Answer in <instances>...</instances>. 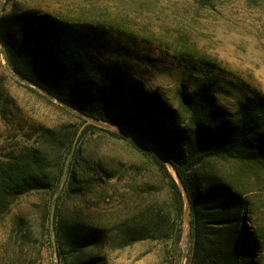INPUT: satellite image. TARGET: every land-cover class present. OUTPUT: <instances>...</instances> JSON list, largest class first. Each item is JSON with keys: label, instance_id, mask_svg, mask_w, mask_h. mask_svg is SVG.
Returning a JSON list of instances; mask_svg holds the SVG:
<instances>
[{"label": "rangeland", "instance_id": "374dc122", "mask_svg": "<svg viewBox=\"0 0 264 264\" xmlns=\"http://www.w3.org/2000/svg\"><path fill=\"white\" fill-rule=\"evenodd\" d=\"M14 5L88 22L93 36L104 28L110 50L98 61L102 71H119L127 82L157 92L182 118L189 114L180 94L206 84H213L230 120L244 96L264 93V0H0V16ZM4 55L0 46V165L34 151L57 177L74 151L83 159L76 165L82 184L65 175L61 188L57 178L46 191L1 195L0 264H182L190 226L185 221L178 239L168 180L128 140L100 130L78 135L85 122L10 73ZM139 142L152 150L150 142ZM210 165L233 171L232 163ZM243 180L259 239L254 261L264 264V170ZM69 215L106 229L108 240L78 251L66 247Z\"/></svg>", "mask_w": 264, "mask_h": 264}, {"label": "trees", "instance_id": "16d2710c", "mask_svg": "<svg viewBox=\"0 0 264 264\" xmlns=\"http://www.w3.org/2000/svg\"><path fill=\"white\" fill-rule=\"evenodd\" d=\"M14 6L12 11L2 10L0 42L16 75L63 101L85 123L89 116L143 136L176 169L189 198L191 240L186 264H255L259 239L250 225L252 199L243 177L264 170V93L244 96L230 120L217 104L213 84H206L180 94V104L189 114L182 118L157 92L127 82L119 71H102L98 61L110 50L104 28L93 36L88 22ZM97 130L131 142L168 180L181 239L186 200L168 164L119 131L87 123L78 135ZM82 155L81 150L74 151L71 165L64 164L57 177L34 151L1 164L0 201L6 200L3 193L49 190L57 178L60 187L65 175L71 184H82L76 172ZM213 161L232 163L233 171L215 170ZM105 174L109 180L115 177ZM54 222L58 224L56 217ZM65 227L64 244L75 251L108 240L106 229L93 230L95 226L79 224L72 215Z\"/></svg>", "mask_w": 264, "mask_h": 264}, {"label": "water", "instance_id": "95a60500", "mask_svg": "<svg viewBox=\"0 0 264 264\" xmlns=\"http://www.w3.org/2000/svg\"><path fill=\"white\" fill-rule=\"evenodd\" d=\"M0 46H1L2 49H4V45H3V43L0 42ZM4 58L7 59L6 55H4ZM6 68H7V70H8L10 73H12V74H16V72L13 71V70L9 67L8 64L6 65ZM20 79H21L24 83L29 84V85H32V86H34V87L40 89L39 86H37L36 84L32 83L31 81H28V80H25V79H22V78H20ZM47 95L49 96V98L54 99V100H57V101L61 104V106L65 107V108L68 109L69 111L76 112V111H74V109H72L70 106L66 105L63 101L59 100L58 98H56V97H54V96H52V95H50V94H47ZM84 116H85V115H84ZM85 117L87 118V122L84 124V126H85L87 123H94V124H96V125H99V126H102V127H105V128H111V127L113 126L112 124H109V123H103V122H101V121H99V120H97V119H94V118H92V117H89V116H85ZM84 126H83V127H84ZM121 130H122V131H125V132H128L129 134H131L132 136H134L135 138H137V139H138L139 141H141L142 143L147 144V145L149 144V141H148L146 138H144L143 136H141V135H137L136 133H134V132H132V131L124 130V129H122V128H121ZM151 146H152V150H153V151H154V152H155V153H156V154H157V155H158L163 161H165L168 165H170V166L172 167V165L167 161V159H166L164 156H162L161 153H160L155 147H153V145H151ZM172 169L174 170L176 180L178 181V183H179L180 187L182 188L183 193H184V195H185V200H186L185 221H186V223L190 226V218H189V198H188V196H187V194H186V190L184 189L183 183H182L181 178H180V176L178 175L176 169L173 168V167H172ZM190 240H191V238H190V232H189V236H188V238H187V240L185 241V244H184V252H183L182 264H185V262H186V260H187L188 252H189V247H190Z\"/></svg>", "mask_w": 264, "mask_h": 264}]
</instances>
